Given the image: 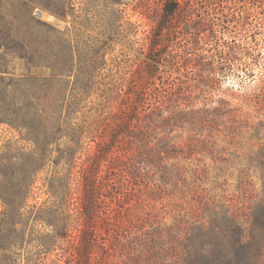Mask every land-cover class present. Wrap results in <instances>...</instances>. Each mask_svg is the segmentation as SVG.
<instances>
[{"label":"trees","instance_id":"trees-1","mask_svg":"<svg viewBox=\"0 0 264 264\" xmlns=\"http://www.w3.org/2000/svg\"><path fill=\"white\" fill-rule=\"evenodd\" d=\"M78 1L8 0L11 10H6L7 2H0V49H5L0 59L12 53L27 68L45 66L52 71L42 78L28 72L11 78L7 88L16 91L15 102L8 104L5 94L0 98V123L20 136L0 148V224L8 231L0 237V250L10 254L8 264H20L23 248H27L26 264H111L114 260L120 264H264V145L253 158L262 178L261 193L253 203L212 198L192 205L184 199L192 189H181L178 178L173 189L183 204L172 203L144 215L131 214L123 205L151 165L171 181L174 169L165 159L177 160L170 168L180 158L189 159L168 134L182 126L186 114L197 112L185 111L194 97L184 79L164 77L168 68L184 70L211 87L231 74L240 76L239 71L244 72L243 78L251 76L246 59L253 56L257 44L252 16L256 6L264 7V0H164L156 26L160 34L145 52L153 62L145 84L139 90H124L122 83L107 88L95 114L70 102L83 101L93 87L98 89L106 53L114 41L125 37L123 0H103L109 16L98 35H86L91 43L89 59V51L78 46L80 35L86 33L75 25L81 23ZM37 7L62 19L71 16L77 38L36 17ZM86 13L88 18H100L96 10L86 9ZM175 32L182 36L167 49L162 40ZM75 57L93 64L90 70L79 67L74 81L79 96L52 94L53 85L67 82L68 65ZM258 105L264 110L263 103ZM220 111L213 113L232 110ZM263 124L253 126L252 135L258 136ZM56 142L57 161L52 159ZM51 162L48 197L30 203L39 174ZM217 169L218 174L223 171L221 166ZM192 172L198 179L207 167L195 164ZM29 219L32 226L47 225L50 230L30 226L28 231ZM49 254L55 257L48 263Z\"/></svg>","mask_w":264,"mask_h":264},{"label":"rangeland","instance_id":"rangeland-1","mask_svg":"<svg viewBox=\"0 0 264 264\" xmlns=\"http://www.w3.org/2000/svg\"><path fill=\"white\" fill-rule=\"evenodd\" d=\"M0 2H7L5 8L11 10L10 0L9 2L8 0H0ZM163 2L164 0H123L120 5V8L124 10L121 32L125 37L120 41H114L111 44V49L106 53V64L102 70V76L97 77L101 81L98 89L93 87L88 92L89 97L83 101L71 100V105L84 106L83 112L87 113L90 109L95 114L94 110L100 109L99 103L104 102L103 94L107 92V88H113L116 84L122 83L124 90L128 87L132 90H139L145 84L153 67V62L145 57V52L155 35L160 34L159 31H156V26L161 16ZM37 9L43 10L41 16L36 13ZM76 9H79L81 23L75 25L86 32L85 35H80L78 46H83L89 51L87 55V59H89L91 57V43L86 35H98V31L107 24L109 10H105L103 0H80L76 2ZM86 9L96 10L97 16L100 18H88ZM255 9L257 10L252 18L253 24L257 25L253 30L257 44L253 45V56L246 59L247 69L248 72H251V76H244L243 78L244 72L239 71L242 75L231 74L211 87L200 83L195 75L187 74L184 70L178 71L175 68H168L164 77L179 76L184 79L187 89L192 91L191 97H194L193 105L186 107L185 111L194 109L197 112L186 114L187 119L183 121L182 126L176 127L168 134V137L184 151V154L189 155V159L180 158L178 164L173 168H170L172 167L170 165L176 163L177 160L172 157L165 159L164 163L169 169H174L171 181L163 178L159 170L151 165L143 179L137 180V190L133 192L128 202L123 204L124 207L129 208L131 214L136 212L143 215L147 212L158 213L163 206L171 207L172 203L180 202L183 204V201L179 199V192L173 189V182L178 178H181L178 180L181 189H192L190 194L184 198L192 205L196 204L198 199L206 201L212 198L215 201L231 198L230 200L234 203L240 202V204L247 205L253 203L258 194L261 193V173L253 158H255L260 147L264 145V124L258 136L252 135V127L261 121L264 123V110H260L258 105L264 104V7L256 6ZM33 13L40 20L51 23L72 38H77L72 29L73 20L71 16L62 19L49 10L39 7ZM254 32L249 31L251 34ZM181 36V33L175 32L168 36L167 40L162 41L168 45L167 49H169L175 47V42ZM4 51L5 49L1 48L0 55ZM3 58V61L0 59V64L3 63V69L0 71V86H4V92H0V98L5 94V101L8 104L15 102L14 92L16 91L11 87L7 88L11 78L17 79L19 75L27 72L32 76L42 78L52 72L50 68L45 66L27 68L23 60L12 55V53L3 55ZM74 60L72 64L70 62L68 65L71 71L68 72L67 82L53 85L52 94H60L61 91L67 98L79 96V93L77 94L79 92L78 84L74 83L79 67L83 70H90L93 64L89 61L80 63L77 57ZM175 81L179 82V79L177 78ZM0 105H2L1 102ZM214 109H221L220 112L225 109L232 111L230 114L218 115L217 112L213 113ZM90 111L89 113H91ZM214 114H217L218 117ZM233 115L235 122L231 121ZM213 117H216L215 121H212ZM19 137L17 131L0 123V148L7 141L14 142ZM21 143L20 141L17 142V144ZM58 144L56 142L52 145L54 148L52 159L56 161L59 155V151L56 150ZM219 157H223L227 161H221ZM198 158L202 160L198 161ZM53 164L54 162H51V167L39 174L36 181L35 198L34 200L31 199L30 203L35 201L41 203L48 197L46 189ZM195 164L207 167V173L205 175L201 173L198 179H195L192 172ZM218 166H221L223 170L220 174H218ZM177 170L180 172L176 173ZM172 192L175 194L174 197L171 195ZM191 197H195V199H191ZM1 209L0 203V211ZM166 221L170 222V219L168 218ZM30 226L34 229L39 228L41 231L50 230V226L47 225L32 226V219L27 220L28 231ZM7 233V230H2L0 224V237ZM27 238L28 234L25 239ZM24 249L27 250V248L19 250L21 254L20 264L27 263ZM8 257H10L9 253L0 250V264H8L11 260ZM54 257L55 255L49 254L48 263ZM111 264H120V262L114 260Z\"/></svg>","mask_w":264,"mask_h":264},{"label":"water","instance_id":"water-1","mask_svg":"<svg viewBox=\"0 0 264 264\" xmlns=\"http://www.w3.org/2000/svg\"><path fill=\"white\" fill-rule=\"evenodd\" d=\"M36 13H37L39 16H41L42 13H43V10H41V9H37V10H36Z\"/></svg>","mask_w":264,"mask_h":264}]
</instances>
